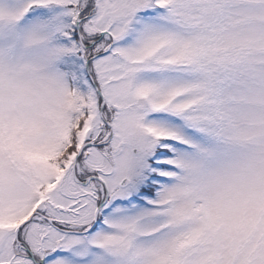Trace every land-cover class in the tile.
Returning <instances> with one entry per match:
<instances>
[{"label":"snow or ice","instance_id":"6c2138e0","mask_svg":"<svg viewBox=\"0 0 264 264\" xmlns=\"http://www.w3.org/2000/svg\"><path fill=\"white\" fill-rule=\"evenodd\" d=\"M0 264H264V0H0Z\"/></svg>","mask_w":264,"mask_h":264}]
</instances>
